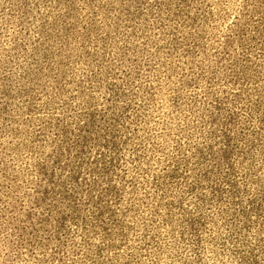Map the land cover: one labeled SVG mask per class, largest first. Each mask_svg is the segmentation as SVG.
Masks as SVG:
<instances>
[{
	"label": "rangeland",
	"instance_id": "374dc122",
	"mask_svg": "<svg viewBox=\"0 0 264 264\" xmlns=\"http://www.w3.org/2000/svg\"><path fill=\"white\" fill-rule=\"evenodd\" d=\"M0 264H264V0H0Z\"/></svg>",
	"mask_w": 264,
	"mask_h": 264
}]
</instances>
